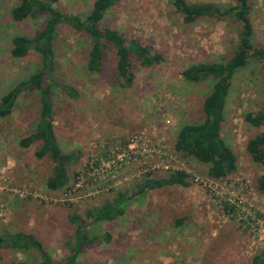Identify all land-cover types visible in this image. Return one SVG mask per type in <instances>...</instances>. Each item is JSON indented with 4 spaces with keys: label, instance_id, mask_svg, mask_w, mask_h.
Listing matches in <instances>:
<instances>
[{
    "label": "rangeland",
    "instance_id": "374dc122",
    "mask_svg": "<svg viewBox=\"0 0 264 264\" xmlns=\"http://www.w3.org/2000/svg\"><path fill=\"white\" fill-rule=\"evenodd\" d=\"M94 1L58 0L53 6L85 18ZM187 1L236 5V0ZM18 2L0 0V99L41 69L33 50L23 58L10 54L15 36L35 37L45 23L42 16L13 21L10 13ZM172 2L119 0L98 24L162 57L159 65L143 68L130 56L129 88L119 84L112 49L102 51L99 72L92 74L87 69L91 40L66 25L57 27L51 116L61 152L78 157L67 165V185L49 190L53 164L35 156L40 142L28 148L18 144L35 132L40 114L39 90L25 88L12 113L0 118V235L31 234L59 263L73 244L76 225L70 217L85 218L88 210L127 191L131 200L123 216L87 222L88 237L96 242L83 246L77 264H251L264 253L262 168L245 151L247 141L261 132L245 116L264 109V66L252 60L231 79L221 136L237 157V170L211 179L207 166L174 147L182 126L204 120L203 102L214 81L187 83L180 73L197 63L228 62L239 26L230 19L185 24ZM249 17L253 44L264 49V0L250 1ZM174 171L185 172L190 186L141 193L147 180ZM39 258L32 250L0 249V264H33Z\"/></svg>",
    "mask_w": 264,
    "mask_h": 264
},
{
    "label": "trees",
    "instance_id": "16d2710c",
    "mask_svg": "<svg viewBox=\"0 0 264 264\" xmlns=\"http://www.w3.org/2000/svg\"><path fill=\"white\" fill-rule=\"evenodd\" d=\"M118 1L95 0L91 11L85 18L61 12L53 6L58 0H19L11 10V18L15 22H22L28 18L37 19L39 16L45 18L43 28L35 37L15 36L11 41L10 48L13 58H23L30 50H33L40 56L41 69L28 79L15 84L2 96L0 118H5L12 113L19 95L25 88L35 87L39 90L40 114L35 124V132L21 139L18 144L22 148H28L32 144L40 142L35 156L38 159L47 157L53 164L52 174L46 182V187L51 191H58L67 185L69 181L67 165L78 157L76 152H72V154L61 152L51 116L49 79L51 80L54 71L53 43L57 27L66 25L91 40L87 69L92 74L99 72L102 51L105 48L112 49L116 56L119 84L123 88H129L133 82L130 56H133L143 68H153L162 62L161 55L152 54L149 48L142 45L139 40L130 39L127 41L117 30L98 28L104 14ZM250 1L236 0L235 6L204 2L192 3L187 0H173L172 2L175 13L182 18L185 24L193 23L197 19H230L239 26L237 47L228 62L197 63L180 73L187 83L198 84L207 80L214 81L209 95L203 102L204 120L201 123L182 126L177 133L174 147L180 155L207 166L206 175L214 180L222 179L237 170V157L221 136V125L224 121L223 111L231 79L252 60L264 66V49L255 47L253 44L254 30L249 17ZM69 95L72 96V93L69 92ZM245 120L252 127L261 129L259 134L247 141L245 151L250 160L262 168V175L258 179V189L264 194V109L254 114H246ZM188 177L182 171L170 172L163 178L147 180L141 193L147 189L156 190L173 186L189 187ZM130 200L128 192L124 191L118 193L112 201H106L99 207L88 210L85 218L77 215L71 216L70 221L76 225L73 244H67L69 253L59 263L51 260L38 239L23 232L0 235V249L9 248L22 252L32 250L40 257L33 264H77L83 246L96 242L95 238L88 237L87 224L109 222L123 216ZM104 238L109 241L108 235H105ZM251 264H264V253L253 257Z\"/></svg>",
    "mask_w": 264,
    "mask_h": 264
}]
</instances>
